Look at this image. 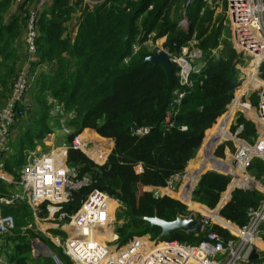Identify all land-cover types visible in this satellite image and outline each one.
<instances>
[{
  "label": "trees",
  "instance_id": "trees-1",
  "mask_svg": "<svg viewBox=\"0 0 264 264\" xmlns=\"http://www.w3.org/2000/svg\"><path fill=\"white\" fill-rule=\"evenodd\" d=\"M29 1L0 0V108L25 57L26 18L21 15L24 7L28 10ZM183 2L106 0L89 7L82 0H50L36 11L38 61L34 67H41L36 73H29V86L19 106L23 113L15 117L11 126L10 132L15 127L16 134L11 140L10 152L0 156V168L12 179L19 180L24 151L37 145L45 147L42 141L51 131L52 116L56 111L66 113V162L74 165L79 175L89 176L90 184L74 191L62 208L73 212L91 189L104 191L122 207L117 216L123 217L124 222L116 230L120 243L141 234L157 239L160 228L151 226L141 216H153L156 212L160 218L172 220L177 214L190 212L178 191L155 194L152 189L165 187L170 175L181 172L196 157L202 140L220 117V123L226 124L238 106L237 94L231 102L240 84V73L235 67L236 52L225 43L219 57L210 56L219 43L221 19L212 22L213 9L202 0H192L186 9L192 22L183 31L177 26ZM71 24L77 26L73 38L69 34ZM151 32H155L156 39L165 37L163 47L171 51H179L195 34L204 52L203 65L198 73L191 74L192 86L174 107L176 113L169 126L164 120L172 91L178 88L176 67L173 65V75L168 81L159 65L145 60L156 52L155 48L148 50L143 46L138 52H131L132 45L143 42ZM261 68L264 69V62ZM261 77L264 78L263 70ZM182 125L186 126L185 130L179 128ZM240 125V137L252 143L256 138L254 124L236 112L231 131ZM81 131L82 137L91 141L101 137L112 140V149L103 164L93 162L72 146V139ZM109 145H102L105 152ZM223 149L224 144L218 145L215 156L222 157ZM88 153L96 162L104 159L95 150ZM137 165L141 166L140 171H136ZM248 172L262 179L264 161L253 158ZM229 181V176L207 170L192 189L191 200L214 209ZM140 186L145 189L140 191ZM10 187L11 184L0 179V197L9 198ZM179 187L176 182L173 190ZM226 197L227 192L222 199ZM262 197L258 190L234 189L219 214L241 226L247 221L248 209L256 207ZM196 205L199 204L190 207ZM1 211L13 216L11 232L18 240L10 249H2L10 233L0 237V264H27L31 247L26 240L28 230H23L27 232L23 234L21 229L26 228L28 212L17 199L1 204ZM198 218L201 220L202 216ZM217 219L223 227H229ZM219 225L209 224L200 233L177 230L162 240L194 244L209 231L227 238L228 231ZM58 254L63 253L58 250ZM46 261L44 264H54L51 259Z\"/></svg>",
  "mask_w": 264,
  "mask_h": 264
},
{
  "label": "built area",
  "instance_id": "built-area-1",
  "mask_svg": "<svg viewBox=\"0 0 264 264\" xmlns=\"http://www.w3.org/2000/svg\"><path fill=\"white\" fill-rule=\"evenodd\" d=\"M104 1L106 0H82L83 4L89 7ZM191 1H184V8L177 23L178 28L183 31H187L192 22L186 11ZM202 1L213 10L223 11L230 28L232 48L237 55L245 54L253 58L247 60V57H244L246 63L240 64L238 56L236 57L235 67L239 69L241 84L235 91L239 93L237 109L243 112L244 118L251 121L256 129V138L249 143L239 135L242 130L241 125L231 131L234 118L231 116L228 124L230 126L224 130L221 137L217 140L211 138L205 144L202 140L200 148L205 151L204 161L212 162L213 166L209 170L230 177L227 185V188H230L229 193L234 189L253 190L259 186L263 197L256 207L248 209L247 221L243 225H234L235 230H228L227 238H223L215 231H209L200 241L185 244L177 240L152 239L148 234H141L133 235L124 243H120L118 233L112 226L118 204L116 203V207L111 210L109 201L113 199L104 191L91 189L73 212L62 208L71 199L74 191L88 187L90 184L89 176L79 175L74 165L67 164V148L61 146L45 151L33 150L24 154L18 181L20 189L11 197L21 199L33 209L46 207L50 212V208H53L56 219L65 222L63 229L65 238L61 248L72 264H187L189 261L192 264H251L249 253L255 247L258 236L264 234V184H261L264 175L262 179H256L247 173L253 158L258 157L264 161V80L259 77L264 62V0ZM45 2L46 0H39L34 10L28 11L26 15L24 13L26 61L19 66L8 98L0 108V144L7 142L15 117L21 112L19 106L29 86L30 66L38 61L35 18L36 11ZM150 8L151 6H148V9ZM76 28L77 26L72 28L71 37L74 36ZM155 36V32H151L143 42H135L131 52L136 53L143 46L148 50L154 48L156 51L164 50L171 64L176 67L178 88L172 91L169 110L164 120V124L169 126L176 113L174 107L181 102L192 86L191 74L200 71L195 62L200 61L203 54L201 49L193 46L194 35L180 47L179 51L164 48L163 45L158 44ZM126 60L124 59V62ZM247 86L254 88L252 96L256 97L255 105L252 103L247 105L243 100ZM235 98L236 94L231 102ZM242 108L249 112L245 114ZM179 128L185 130L186 126L182 125ZM105 140V143L111 142L110 139L105 138ZM222 140L227 144H224L223 156L217 157L214 152ZM88 141L92 142L83 138L80 132L72 139V146L84 151L83 147L86 144L83 142ZM228 144L234 145V149L229 150ZM111 148L110 145L105 152L102 145L96 147L94 150L97 155L104 159L101 163L92 161L103 164ZM135 169L140 171L141 166L137 165ZM190 175L188 168L185 167L181 172L170 175L165 187L152 190L155 194H161L164 190L172 191L176 182H179L180 190H185L184 184L189 182ZM0 179L7 183L11 182L2 174V168H0ZM11 199L0 198V237L10 233L14 228L13 216L3 214L1 211V203H9ZM201 222L203 229L211 225L205 217H202ZM262 242L264 244V240ZM53 261L54 264H65L55 256Z\"/></svg>",
  "mask_w": 264,
  "mask_h": 264
},
{
  "label": "rangeland",
  "instance_id": "rangeland-1",
  "mask_svg": "<svg viewBox=\"0 0 264 264\" xmlns=\"http://www.w3.org/2000/svg\"><path fill=\"white\" fill-rule=\"evenodd\" d=\"M38 1L39 0H30L29 2H27L26 8H28V10L25 9V7H24V12L21 15V17L22 18H25L26 13L28 11H31L35 7V5H36V3ZM49 1L50 0H46V3H48ZM183 4H184V2H183ZM24 13H25V15H24ZM217 18H220L221 19V26H222V28H221V33H220V37H219V43H218V45L216 47H214L211 50V53H210V56H213V57H216V58L219 57V55L221 53V49L222 48H225L224 47L225 46V43H228L229 47L232 48L230 28H229L228 22H227V20H226V18L224 16L223 11H218V10H213L212 11L211 21L213 22ZM212 22H211V24H212ZM211 24H210V27H211ZM74 26H76V25L71 24L70 27H69L70 37H71L72 28ZM194 36H195V34H194ZM73 37L74 36H72L71 38H73ZM193 40H194L193 46L201 49L198 46V43H199L200 39L194 37ZM161 41H163V40H161V39L158 40V44ZM25 49H26V47H25ZM201 51H202V49H201ZM203 53L204 52L202 51V54ZM203 56H204V54H203ZM203 56H202V58H201L200 61L195 62V65H197L199 68H201L202 65H203ZM237 56H238V60H239L240 64H245L246 63V61L244 60V57H247V60L253 59L252 57L250 58L249 56H246L245 54H239ZM262 70L264 71V69L261 68L260 76L259 77L262 80H264V78L261 77ZM238 71H239V69H238ZM240 84H241V82H240ZM236 93H237V90L234 91V95ZM234 95H233V97H234ZM250 101H251V103L253 105H255L256 104V97L254 95L251 96ZM236 112H240L241 115L244 117L243 112L240 111V109H237V108L233 111V114H232L233 117H234V114ZM22 113L23 112L21 111L18 114L21 115ZM67 117H68V115L66 113H63L61 111H56L54 113V115L52 116V120H51V123H50L51 131L45 135V137L43 138V141H42L43 142V145L45 147H42L41 145H37V147H39L40 150L37 149V148H35V149L33 148V149H29V150L26 149L24 151L23 155L26 154V153H29V152H31L33 150L34 151L35 150H39V151L49 150L50 149V146L52 147L53 144H54V147H55V145H59L60 147L61 146H64L65 148H67V145L64 143V141H65V133L68 132V131L66 132V129H68V126L66 125V119H67ZM221 117H220V119H221ZM219 120L217 121V123L219 122ZM217 123H216V125H217ZM229 126L230 125H228L226 128H228ZM92 142H90V141L83 142V143L86 144L83 147V149L86 152L85 154L87 156H89L88 158H90L91 160L94 161V159L90 157V155H89L88 152L91 151V150H94L96 147H99V145H103L106 142V140L105 139H98V138H96ZM107 142H108L107 144L108 145L110 144L111 147H112V145H113L112 144V141L111 142L107 141ZM219 144H227V142L224 141V140H222L221 143H219ZM228 147H229V150H233L234 149V145L232 146L231 144H228ZM199 149H201V148H199ZM103 150H105V149L103 148ZM84 151H82V152H84ZM255 158H258V157H255ZM258 159H260V158H258ZM195 160H196V157L194 158V160H192V162L190 161L191 162L190 164L194 163ZM207 170H209V169H206L203 172H205ZM247 173L250 176L254 177L253 175H251L248 172V169H247ZM5 177H9V176H6V174H5ZM9 178L11 180V182L8 183V184H11V187H10L11 188L10 197L9 198H7V197H0V198L11 199L12 198L11 196H13L15 193L19 192V189H20L19 188V185H18V181L19 180H14V179H12V177H9ZM194 184H195V180L191 182L189 188L186 189V191H182L181 193H183L185 196H187L188 194H190L191 187L194 186ZM261 184H264V183L261 182ZM143 189H145V188L143 186H140L139 190L142 191ZM180 189L181 188H179L178 190L176 189L175 191L172 190L171 192L180 191ZM226 189H227V187H226ZM254 190L261 191V188L259 186H257V187H255ZM221 195H220V197H221ZM173 198H175V197H173ZM15 199H17V198H12L10 202H12V200H15ZM175 199H177V198H175ZM190 199H191V194H190ZM17 200H20V202L23 204L24 208L28 212V223L26 225V228H22L21 229L22 230L21 233H23V234H26L27 233V232H24L23 230H26V229L28 230V234H27L26 240H28V242L30 243V247H31V253L27 257V264H44V263L47 262L46 260L50 261V259L54 263V261H53L54 256L57 257L58 259L62 260L63 262L67 263V264H72L70 262L69 258L62 252V248H61V243H62L63 239L65 238V233L63 232L64 226H65V222L58 221V219H56V216L54 214L53 208H50V212H49V210L46 207H38V208L33 209L30 206H28L27 204H25L21 199H17ZM179 201L182 202L181 200H179ZM9 203H1V204H9ZM116 203L118 204V206H117V209L114 212V220H113V223H112V226H113L114 230H117V228H119L123 224V222H124V218L123 217H118L117 216V214L119 212H121L122 207H121V205L117 201H116ZM182 203H184V202H182ZM184 204L186 205V207H187V209L189 211L194 210L192 207L188 206V204H186V203H184ZM41 208L44 209V212L41 210ZM194 211H196V210H194ZM40 212H41V214H40ZM211 212H213V209H211ZM202 217L204 218L205 216H202ZM205 218H207L208 221L211 224L216 223L213 220L211 214L208 215ZM8 235H9V239L6 240L7 242L5 243V246L2 249H7V248L10 249V246H12V244H14V242L16 240H18L17 237H16V234H14L13 232H10V234H8ZM263 235L264 234H262L260 237L264 240V236ZM118 238H119V236H118ZM38 244L42 245L48 251V253L47 254H42V252H39V249L37 247ZM58 250H60L61 253H63L66 257H64L63 254H62V256H60L58 254ZM4 260L5 259H3V261ZM252 264H255V263H252ZM256 264H264V256H262L260 259H258V261H257Z\"/></svg>",
  "mask_w": 264,
  "mask_h": 264
},
{
  "label": "water",
  "instance_id": "water-1",
  "mask_svg": "<svg viewBox=\"0 0 264 264\" xmlns=\"http://www.w3.org/2000/svg\"><path fill=\"white\" fill-rule=\"evenodd\" d=\"M145 60L151 62L154 65H159L164 70L168 81L172 78L173 65L169 61L168 54L166 51L158 50L155 53L145 57ZM253 93H254V88H252L251 86H247L246 90H245V94L243 96V100L247 105H251L250 98H251ZM201 174H202V172L199 174L194 186L197 184ZM189 186L190 185L188 183H185L184 189H188ZM194 186H192L190 194H191ZM230 197H231V192L229 193L227 200H225L223 203L221 202V197H220L218 204L213 209V213H216V214H218V216H220V214H219L220 208L230 199ZM190 201L193 202L192 200H190ZM209 211L211 212V210H209ZM199 215H200L199 212L191 210L188 214H177L175 216V218L172 220L160 218L156 212L153 214V216H141L140 218L146 220L151 226H158L160 228V233H159L157 239L162 240L163 237L168 236L172 232L177 231V230H180V231H183L186 233H189V232L200 233V232H202L203 224H202L201 220H199V218H198ZM257 259H259V254L253 248L249 253V260L252 261V260H257Z\"/></svg>",
  "mask_w": 264,
  "mask_h": 264
},
{
  "label": "crops",
  "instance_id": "crops-1",
  "mask_svg": "<svg viewBox=\"0 0 264 264\" xmlns=\"http://www.w3.org/2000/svg\"><path fill=\"white\" fill-rule=\"evenodd\" d=\"M163 40V41H161L159 44L160 45H163V43H164V40H165V38L164 37H161V38H157V42H158V40ZM24 52H25V57H24V60H23V62H22V64H24V62L26 61L25 60V58H26V49L24 48V50H23ZM36 63V62H35ZM35 63L32 65V66H30V71L32 72V73H36L37 71H38V69L41 67V66H36V67H34V65H35ZM21 64V65H22ZM9 94V93H8ZM238 96H239V93L237 92L236 93ZM7 98H8V96H7ZM7 98L4 100V102H6V100H7ZM22 103V102H21ZM237 107H239V105L238 106H236L235 107V109L237 108ZM234 109V110H235ZM233 110V111H234ZM233 111H232V113H233ZM244 112H245V114L247 113V111L246 110H244ZM232 113H231V116H232ZM225 114V113H224ZM223 114V115H224ZM231 116L229 117V119H228V122L226 123V124H224V122H222V123H220V121H221V119L219 120V122L217 123V125H215V127H212L210 130H209V132H208V134H207V137L205 138V140L203 141L204 142V144L206 143V142H208L209 140H211V138H213V139H215V140H217L218 139V136L219 135H223V133H224V130L226 129V127H227V125H228V123H229V121H230V118H231ZM90 131H93V130H91V129H89ZM95 132V131H94ZM96 133V132H95ZM15 134H16V129H15V127H13V131H12V133L10 132V135H9V138H8V140H7V142L6 143H4V144H0V156H1V154L3 155L4 153H6V152H10V147H11V140L15 137ZM81 134H82V131H81ZM99 136V135H98ZM100 137V136H99ZM101 139H105V138H102L101 137ZM47 140V139H46ZM109 140V139H108ZM110 141H112L111 139H110ZM46 142V141H45ZM52 142V141H51ZM54 147V144L52 145V147L50 146V149L51 148H53ZM55 147H60L59 145H55ZM35 148H37V149H39L40 150V148L39 147H35ZM34 148V149H35ZM204 149L202 150V149H198V151H197V156H196V160L194 161V163H192L193 164V166H194V164H195V166H196V168L197 169H195V168H190V163L192 162V160H194V159H192V160H190L188 163H187V165H186V167L188 168V170H189V172H190V178H189V182H188V184L190 185L191 184V182L193 181V179H195V182H196V180H197V178H198V176H199V173H201V172H203L204 170H206V168L208 169V167L209 166H213V164H212V162H209V161H204V160H206V158H204L203 157V155H204ZM204 161V162H203ZM203 162V163H202ZM202 163V164H201ZM195 170H200L199 171V173H196V171ZM195 173L197 174V178L195 177ZM2 174L3 175H5L6 174V176H9V177H11L10 175H8L3 169H2ZM9 177H7V178H9ZM10 179V178H9ZM181 187V186H180ZM229 190H230V188H227L223 193H222V195H221V202L223 203L225 200H227V198H228V196H229ZM225 192H227V197L226 198H224V199H222V196L225 194ZM190 196V194H188L187 195V197H189ZM112 201H114L115 203H116V201L115 200H112ZM190 204L188 205V206H191V205H193V204H199L198 206L196 205V206H194V207H192L194 210H196L197 212H199L200 213V215L201 216H205V217H207L208 215H212V218H213V220L216 222V223H214V224H217V225H219V226H221L222 228H224V229H226L227 231L228 230H230V228H232V230H235L233 227H234V225L235 224H233V223H231V222H229V221H227V220H225L224 218H222V217H220V216H218V214H216V213H213V212H209V210H211V209H209V208H207L205 205H202V204H200V203H197V202H189ZM217 218H220V219H222L225 223H227V225L229 226V227H223V224L221 223V222H219L218 220L219 219H217ZM263 240H262V238L260 237V236H258V238L256 239V241H255V247H254V249L256 250V252L259 254V259L262 257V256H264V244H263V242H262ZM258 260V259H257ZM251 263H253V262H251ZM257 263V262H256ZM255 263V264H256Z\"/></svg>",
  "mask_w": 264,
  "mask_h": 264
},
{
  "label": "bare ground",
  "instance_id": "bare-ground-1",
  "mask_svg": "<svg viewBox=\"0 0 264 264\" xmlns=\"http://www.w3.org/2000/svg\"><path fill=\"white\" fill-rule=\"evenodd\" d=\"M242 109H244L245 110V108H242ZM248 113V112H247ZM63 150H61V152H62ZM212 166H209L208 167V169L209 168H211ZM190 168H195V169H197L196 168V166H195V164H194V166H193V164H190ZM207 169V168H206ZM196 171V173H199V171L200 170H195ZM195 173V177L197 178V174ZM200 174V173H199ZM195 179H193V181H194ZM196 183V182H195ZM182 191H186V189L185 190H180V191H178V193H179V195L181 196V198L183 199V201L186 203V204H190L189 202H190V196L189 197H187V196H185L183 193H181ZM188 199V200H187ZM109 207H110V209L112 210V209H114L115 207H116V203L114 202V201H109ZM234 228V227H233ZM235 229V228H234ZM37 247H38V249H39V252H42V254H47L48 253V251L42 246V245H40V244H38L37 245ZM187 264H192L190 261L187 263Z\"/></svg>",
  "mask_w": 264,
  "mask_h": 264
},
{
  "label": "flooded vegetation",
  "instance_id": "flooded-vegetation-1",
  "mask_svg": "<svg viewBox=\"0 0 264 264\" xmlns=\"http://www.w3.org/2000/svg\"><path fill=\"white\" fill-rule=\"evenodd\" d=\"M229 105V104H228Z\"/></svg>",
  "mask_w": 264,
  "mask_h": 264
}]
</instances>
